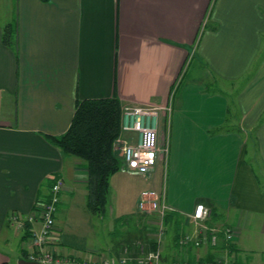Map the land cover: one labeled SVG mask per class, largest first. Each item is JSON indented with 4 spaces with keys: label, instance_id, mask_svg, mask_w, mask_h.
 <instances>
[{
    "label": "crops",
    "instance_id": "0c3cea01",
    "mask_svg": "<svg viewBox=\"0 0 264 264\" xmlns=\"http://www.w3.org/2000/svg\"><path fill=\"white\" fill-rule=\"evenodd\" d=\"M12 24L14 38L7 44L5 28ZM193 52L200 68L226 83L235 102L228 101V91L210 90L199 79L185 84L181 74ZM115 95L123 106L164 108L159 137L169 155L159 170L168 163V173L183 168V153L193 149L187 140L196 121L190 125L187 108L216 100L214 121L197 115L201 123L196 125L199 137L211 143L208 148L196 145V152L212 154L211 179L197 174L199 180H187V185L200 183L189 197L162 189L175 215L163 220L171 239L163 237L161 260L250 264L244 252L250 218L261 217L258 233L264 235V176L246 158L253 129L264 173V0H0V242L9 247L19 239L21 254L28 252L31 233L13 225L11 218L33 211L48 195L52 176L64 179L56 224L59 212H91L88 191L80 188L87 185L84 163L64 155L49 137L68 130L77 100ZM228 108L237 125H224L230 121ZM122 170L135 175L127 167ZM205 183L211 185L203 188ZM198 204L218 213V220L212 216L208 223L233 227L232 252L222 245H178V234L196 230L191 215ZM124 207L119 201L117 211L112 206L106 212H121V217L128 212ZM55 235L52 247L58 256L80 257L68 250H74L68 246L70 237L58 226ZM10 258L0 248V264H9Z\"/></svg>",
    "mask_w": 264,
    "mask_h": 264
},
{
    "label": "rangeland",
    "instance_id": "374dc122",
    "mask_svg": "<svg viewBox=\"0 0 264 264\" xmlns=\"http://www.w3.org/2000/svg\"><path fill=\"white\" fill-rule=\"evenodd\" d=\"M199 66H201V64L198 63V60L195 57H193L191 62L187 65L185 71L182 73V76L185 77V84L189 83L193 79H199L200 81L204 82L205 86H207V88H209L210 90L221 88L224 92L228 91L226 83L221 84L220 82H216L215 78L205 68H200ZM198 67L199 69H197ZM240 84L241 83H237V85ZM211 96L212 98L217 97L214 94H212ZM227 97L230 103L235 102V95L231 92V90L227 92ZM175 102H178L177 97L175 99ZM229 105L231 107V104ZM218 106L219 105L218 103H216V100H213L211 103H209V105L204 107H201V104L199 103H192V105L187 108L190 112L189 114H187L188 116H190V125H192L194 121L198 123L196 124L195 122V124L193 125V128L191 130V133L193 134H191V136H189L187 140L188 146H192L193 149L183 153V156L186 158L183 162L185 164L183 168H178L176 170L170 169L168 173V169H166L168 163L166 165V168L164 164H162L161 170H159L160 166L158 164V170L156 168V170L154 171L147 172L133 171L135 175L132 176L123 175L122 170L111 178V190L107 207L111 209L113 206L117 211L119 201L122 202L125 205V207L123 208L124 211L128 209V212H123V214H125L124 216L119 217L120 215H118V213L120 214L121 212H105L103 215L93 212H59V221H57L56 226L60 228L61 232L63 231V234L66 233L67 236L70 237L71 244H68V246L73 248L74 250H68L73 253L77 252L80 255V257H78L80 259L101 258L108 260L109 262L114 261L116 262L115 264H122L120 263V259L123 257L136 258L141 254L143 255L142 248L145 250L144 254L145 252L154 250L148 247L147 241L149 240L153 243L156 240L155 247L157 246L159 231L161 229V214L159 212L162 205L161 200L160 202L158 201V206L151 209L152 211L149 212L150 209H142V206L139 204L140 200L137 205L138 197L142 194L143 191L149 190H154L159 196H162L165 191V187H167L169 193L173 191V194L176 197H189L196 192L195 188H197L200 183L196 182L197 184L193 183V185H187V180L197 178V174H201V176H204L206 179H211L212 169L208 168V166H212V154L202 152L200 149H198V152H196V145L202 147V145L206 144V147L208 148L209 146L207 144L211 143L206 142L205 138H201V136L199 137L200 129L197 128L196 125H199L201 123V120L197 119V115H203L206 118L211 119L210 123H212L217 116L216 109ZM158 108L159 112L164 109L161 107ZM228 113V115H231L230 117H228L230 121H225L224 125L225 123L226 125H237L238 120L234 118L235 113H233L231 109H229ZM164 119L166 118L164 117ZM162 121L163 119L160 121L159 118L161 132L164 131L165 125V121ZM125 135L135 136V134L133 133L123 132V136ZM248 137V153L246 155V158L250 160L253 169L257 173H262V176H264V173L261 170V163L258 160V156L255 154V138L253 129L249 131ZM161 141L162 140L160 137L159 144L162 146L164 142ZM117 151L119 156L121 157L118 149ZM71 158L82 161L81 159L74 156H71ZM173 174L174 176L176 174V177H174ZM173 178L174 184H172ZM68 184L70 185L69 182ZM165 184L166 186H164ZM203 185L205 186L203 188H206L211 184L205 183ZM80 188H82V190L84 189V192L88 191L87 185H82L80 186ZM162 189L164 191H162ZM76 195L77 200L81 202V197H78L79 193H76ZM69 196L71 195H68V197ZM146 203L148 208L152 207V204H150L148 201ZM147 207L145 205L144 208ZM138 209L140 210V212H138ZM258 220H261V217H254L253 219L250 218V221L253 222L249 224V227H251V232L245 231V240L249 248H247L244 252L248 253V262L250 264H264V235H259L258 233V225H260L261 227V222H259ZM166 230L168 231L166 227L163 228L162 241L164 235L166 239L165 241H169L171 239V234L168 233L166 235ZM56 242V240L55 242L53 241V244H55ZM22 244L20 243L19 239H13L9 247H6L4 243L0 242V248L8 252L11 257L9 264H20V259L26 260L24 254L22 255L20 251V247ZM226 262H228V260H226ZM125 264L139 263L133 260L130 263Z\"/></svg>",
    "mask_w": 264,
    "mask_h": 264
},
{
    "label": "built area",
    "instance_id": "2783aa9c",
    "mask_svg": "<svg viewBox=\"0 0 264 264\" xmlns=\"http://www.w3.org/2000/svg\"><path fill=\"white\" fill-rule=\"evenodd\" d=\"M171 111V107L168 109ZM159 108L154 106H124L123 107V132H130L135 136H121L116 148L119 150L123 158L124 165L131 171L147 172L156 170L158 164L162 161L167 162L169 155L168 145L159 144ZM64 187V179L58 177L50 187L48 197L43 201H39L36 208L28 215L21 217L14 214L11 218L13 225L22 230H28L31 233L30 249L27 252V261L39 264H115L105 259H88L78 257H60L53 249V241H57L56 218L61 203V195ZM152 197V198H151ZM162 198V199H161ZM161 200V229L159 231V239L157 248L149 252H145L142 248L143 255L133 257H123L120 263H130L135 261L139 264H162L161 260V243L163 234V220L167 213L175 209L165 202V192L162 196L156 191H143L140 196V205L142 209H150L158 206ZM152 207H147V203ZM146 205L147 208H144ZM196 224L194 233L183 234L178 241L181 248L188 246L201 247L205 244L216 247L218 245H227L234 242L236 233L231 225L220 224L212 225L208 221L212 217V210L203 204H198L195 212L191 215ZM38 224V227H34ZM27 225L29 227L27 228ZM52 243V244H51ZM227 259L218 260L216 262L206 260H196L190 262L188 260L177 261L174 264H225ZM229 264H233L230 262Z\"/></svg>",
    "mask_w": 264,
    "mask_h": 264
},
{
    "label": "trees",
    "instance_id": "16d2710c",
    "mask_svg": "<svg viewBox=\"0 0 264 264\" xmlns=\"http://www.w3.org/2000/svg\"><path fill=\"white\" fill-rule=\"evenodd\" d=\"M14 27L12 24L5 28L4 41L7 44L13 41ZM193 57L198 59L193 52L189 63ZM123 107L117 95L111 98L77 100L75 114L68 130L60 136L49 137L64 155L82 160L87 169V206L91 212L101 215L107 211L111 178L125 168L123 158L116 149V143L123 135ZM58 177L52 176L48 180L50 187ZM47 197L48 195L45 198ZM211 210L214 216L212 219L218 220L216 210ZM174 212L166 214L165 219L173 217ZM181 236L178 234L177 238ZM150 247L155 249V241L150 243ZM221 248L228 249L229 252L234 250L231 243L222 245ZM24 256L27 257V253L24 252ZM232 262L237 263L236 260Z\"/></svg>",
    "mask_w": 264,
    "mask_h": 264
},
{
    "label": "water",
    "instance_id": "95a60500",
    "mask_svg": "<svg viewBox=\"0 0 264 264\" xmlns=\"http://www.w3.org/2000/svg\"><path fill=\"white\" fill-rule=\"evenodd\" d=\"M20 264H39V263L31 262V261H27V260H21Z\"/></svg>",
    "mask_w": 264,
    "mask_h": 264
}]
</instances>
